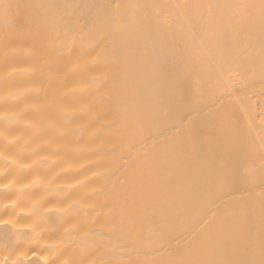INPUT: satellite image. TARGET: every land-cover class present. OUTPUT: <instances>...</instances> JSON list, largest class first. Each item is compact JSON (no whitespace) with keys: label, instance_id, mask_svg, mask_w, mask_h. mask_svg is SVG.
<instances>
[{"label":"bare ground","instance_id":"bare-ground-1","mask_svg":"<svg viewBox=\"0 0 264 264\" xmlns=\"http://www.w3.org/2000/svg\"><path fill=\"white\" fill-rule=\"evenodd\" d=\"M0 264H264V0H0Z\"/></svg>","mask_w":264,"mask_h":264}]
</instances>
